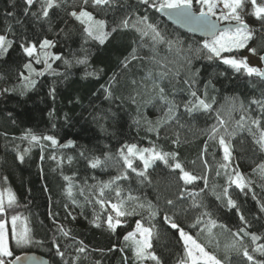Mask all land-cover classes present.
Masks as SVG:
<instances>
[{
    "label": "trees",
    "instance_id": "1",
    "mask_svg": "<svg viewBox=\"0 0 264 264\" xmlns=\"http://www.w3.org/2000/svg\"><path fill=\"white\" fill-rule=\"evenodd\" d=\"M79 6V0H66L60 8L51 11L49 21H37L30 13L25 15L23 0H0V35H6L7 39L13 41L8 53L0 58V190L10 187L17 196V206L9 210L8 218L13 214L26 218L33 240L40 241L26 246V252L12 243L10 246L14 255L37 254L46 258L49 264H134L132 251L125 246L123 237L135 228V222L139 220L145 227L155 225L158 236L153 240L152 250L161 264H177L183 255V247L178 234L164 223V216L168 215L204 244L209 252L223 260L225 245L235 239L231 232L243 225L236 209H227L213 195V186L217 193L227 186L224 170L221 169V174L216 175L217 166L222 162V150L218 143L209 141L208 151L203 153V158L202 152L208 140L206 131L216 123V111L219 110L227 118L233 100L237 105L242 101L247 112L231 113L229 130L236 131L232 139V165L238 167L252 183L251 191L246 189L241 193L232 185L229 192L250 225L247 231L264 236V213L260 212L257 203H264V179H261L258 170L253 171L257 165L264 163V153L258 151L246 128H237L235 124L242 114L254 118L264 117L259 107L251 104L253 99H264V83L258 78L235 72L219 60L209 61L206 58H194L191 71L187 66L183 67L175 80L171 76L160 79L158 73L167 69H162L154 62L151 48L141 41L139 34L132 28L112 33L104 45L92 40L85 43L82 26L68 15L70 11L78 10ZM88 6L86 8L97 19L107 22L106 31L109 32L125 17L135 21L147 15L149 22L158 26L168 39L182 41L184 49L189 45L193 48L202 47L205 41L174 27L154 8L140 4L138 0H116L106 12ZM39 7L37 3L31 12H38ZM198 8L195 6L196 11ZM245 19L256 30L249 46L256 43L261 56L264 53V30L253 17L246 15ZM43 39L53 41L55 47L50 51L62 57L52 63V69L60 75H50L42 63L33 62V68L45 74L32 75L36 86L21 95L25 82L21 80V74L29 76L23 65L30 58L23 54L19 45L28 42L36 44L38 48ZM134 48L138 58L132 60ZM184 54L178 55L175 50L169 52L167 46L161 45L155 57L167 64V68H175L183 63L181 57ZM85 56L86 65L75 63L77 58ZM126 57L130 60L127 68L123 66ZM235 57L239 58V54L236 53ZM65 59L71 64L66 65ZM86 72L93 75H86ZM149 72L152 78L146 79ZM197 72L195 88L198 95L205 98L206 90L207 99L211 101L214 97L216 102L210 113L195 112L189 115L184 104L191 97L188 85L183 80ZM153 80L165 89L168 99L178 105L175 109L178 121L173 119L158 133L147 130L148 121L154 125L163 117L167 106L159 100L158 89L152 87ZM53 88L54 96L49 95ZM105 88H110L111 98L106 99ZM131 97H135V103ZM27 130L39 136H53L61 145L72 141L74 146L53 149L50 142L41 141L44 145V159L41 160V147L30 146L27 141L20 139ZM177 136L180 140L178 145L173 143ZM125 144H136L140 148L155 146L163 152H176L177 159L187 171L201 177L207 174L208 187H205L203 179L185 186L179 180V170L172 171L160 161L148 169V180H143L129 170L128 179L117 182L123 189V195L130 193L139 197L142 203L150 202L157 211L155 219H151L147 211L137 209L140 214L123 218L125 223L117 228L115 234L107 230L106 224L100 228L93 226L91 221L94 213L99 211V206L95 205L94 200L89 203L85 197L91 199L101 182L109 181L123 170L117 153ZM29 147L30 151L21 163L16 158L17 154ZM81 152H84V156L80 155ZM105 153L113 157L107 167H89V159H103ZM52 155L63 157L62 165L57 166L56 161L49 158ZM68 156L73 157L71 164L67 162ZM204 161H207L208 169H205ZM134 164L142 168L138 160ZM63 176L72 178L74 187L71 199L67 196L68 182ZM81 188L84 189V195L80 194ZM182 188L185 189L183 199L180 198ZM190 192H200L196 199L204 207H192V197L188 195ZM253 195L256 200L252 198ZM107 196L115 199L114 192H108ZM73 199L76 203H73ZM168 200H172L173 204L169 205ZM133 206L130 202L129 207ZM205 211L211 214L218 225L223 224L228 230L216 227L213 229L215 238L210 239L200 232L206 226L208 216H203V222L195 228L191 227ZM61 227L69 232L67 237L58 230ZM243 242L251 250L250 238L245 237ZM258 243H264V240ZM81 246L86 248L84 253L77 251ZM57 247L64 253L63 258L57 254ZM228 255L231 264H247L234 251ZM253 255L264 259L258 254ZM146 264L154 262L148 261ZM225 264H229V261L225 260Z\"/></svg>",
    "mask_w": 264,
    "mask_h": 264
},
{
    "label": "snow or ice",
    "instance_id": "2",
    "mask_svg": "<svg viewBox=\"0 0 264 264\" xmlns=\"http://www.w3.org/2000/svg\"><path fill=\"white\" fill-rule=\"evenodd\" d=\"M26 5L24 9L25 15L29 13L37 21H49L50 13L53 9L60 8L62 4L66 3V0H23ZM116 0H82L78 10H72L68 13L75 21L82 26V31L85 38V43L88 40L98 42L100 45H104L108 40L109 36L117 32L118 30H125L132 28L140 36L141 41L145 42L154 53L153 60L162 69L166 68V71H160L158 76L160 79H165L171 76L172 79H176L181 74V69L185 66L191 71V64L193 59L206 58L209 61L219 60L224 65L230 67L237 73H243L244 75L252 78H258L261 83H264V68L250 66L247 58H237L235 56H226L225 53H233L241 49L247 48L249 42L254 37V30L246 22V15L253 17L261 25V30H264V0H138L140 4L147 5L150 8H154L157 12H166V14L175 19L179 23L187 25L191 30H199L204 34L208 35L210 39H206L203 42L202 47L193 48L191 45L187 49L183 48V42L179 39L171 40L168 39L163 32L156 26L149 22L147 15L139 17L135 21H130L129 18L125 17L118 24H115L111 31H106L108 27L107 22L103 19H97L92 12L86 9V6L91 5L93 8L98 9L102 12H106L111 9ZM39 4L38 12H31L34 5ZM250 5V9L248 8ZM195 6H199L198 11L195 10ZM13 15V13H8ZM13 41L7 39L6 35H0V58L6 55L9 49L12 47ZM167 46L169 52L175 50L177 54L186 53L182 55L183 63L175 68H167V64L161 63L160 60L156 59L155 54L157 53L158 46ZM143 46V45H142ZM19 47L22 49L23 54L30 58L28 63H25L23 67L28 71L29 76L21 74V80L26 81L22 85L21 95H24L27 91H30L36 86V81L32 79V75L43 76L45 72L36 71L33 68V62L36 64H43L44 68L48 70L50 75H60L52 69V63L57 60H61L60 55H56L50 51L55 44L53 41L43 39L39 42L38 48L36 44L22 42ZM249 52L256 54V48H248ZM138 56L136 55V49L134 48L131 54V59L135 60ZM261 63H264V55L260 56ZM66 65H70L71 61L64 60ZM75 63L86 65L87 56L83 58H77ZM130 60L126 57L123 62L125 68L128 67ZM168 63L175 64V61H168ZM197 73H192L190 76L183 80L185 85H188V92L191 99L184 104L185 111L192 115L195 112L210 113L213 111V105L216 102L213 97L211 101L207 99V91L205 90L204 97L198 95L195 88ZM86 75H93V73H87ZM152 78V73L149 72L146 79ZM115 81V77L112 78ZM135 84V81H133ZM152 87L158 89V98L161 103L167 106V110L164 112L163 117L158 119L153 125L151 121H148L149 132H159V130L168 124L173 119L178 121V117L175 114V109L178 105L175 101H170L165 95V89L160 86L155 80H153ZM207 89V85L205 86ZM8 91V89H5ZM107 93L106 99L111 98L110 88H105ZM55 89L50 90L49 95L54 96ZM264 96V93H262ZM133 103H135V97H131ZM251 104H255L259 107L262 113H264V99H253ZM234 111H241L246 113L247 109L241 101L238 105L235 100L227 113V118L221 114L219 110L216 111V123L211 125L207 129L206 134L208 140L205 141V147L202 152L208 151L209 141L216 142L219 148L222 150V162L217 166L216 175L221 174L220 170H224V174L227 177V186L223 187L222 191L215 192V186H213V195L216 199L221 202L227 209H236L237 215L242 223L237 231L231 232L232 237L235 239L225 245V258L220 259L215 253L209 252L206 246L199 242V240L184 230L172 217L168 215L164 216V223H166L171 229H173L179 237V241L183 247V255L179 258L177 264H225V260L231 264L229 252H235L238 257H241L247 264H264V259H258L256 255L264 257V243H258L264 240V236L258 235L254 232L247 231L250 227L246 217L242 214L240 207L236 200L232 198L229 192V188L234 185L235 188L239 189L241 193H244L247 189L251 191V183L239 170L238 167H233V145L232 139L236 135L235 129L229 130V123L232 119L231 113ZM51 116L52 113H49ZM139 123V121H134ZM236 127L245 129L253 139V143L260 153H264V117H252L242 114L238 121H235ZM55 127V125H53ZM21 140H25L30 146L39 145L41 147V160L44 159L43 149L44 145L41 141L50 142V146L53 149L58 148H71L73 142L68 141L66 144H59L57 139L50 135L39 136L34 134L31 130H27L25 134L20 137ZM175 144H179L180 140L173 141ZM29 148H25L23 153L17 154V160L23 163L25 156L28 155ZM84 156V152L80 153ZM118 160L122 161L123 170L118 173L115 177L106 182H101L100 186H92L96 188V195L92 196L91 199L85 197L89 203L94 200L95 205L99 206V211L94 213V219L91 221L93 226L100 228L106 224L107 230L113 234L116 233L118 227H122L125 223L123 218L139 215L137 209L145 210L151 219H155L157 211L153 205L149 202L147 204L140 202L139 197L133 196L130 193L127 196L123 195V189L118 185V181L128 179L127 172L130 170L135 173L136 176L148 180V169L152 168L153 165L160 161L166 167L172 171L179 170V180L183 182L185 186L194 184L195 181L203 179L205 187H208L207 174L204 176H197L194 173L187 171L181 162L177 159L178 154L176 152H163L158 150L155 146L150 148H140L136 144H125L117 153ZM55 160L57 166L62 165L64 158H58L56 155L49 157ZM113 157L105 153L103 159L100 157H93L88 160V165L92 169L107 167V164ZM73 157L68 156L67 162L72 163ZM139 161L143 165L140 168L134 164V161ZM205 169L209 168L207 161H204ZM259 172L261 179H264V163L257 165L254 172ZM63 179L68 182L66 189L67 196L71 199L73 197V183L72 178L69 176H63ZM7 183V177L4 178ZM92 188L89 191H92ZM203 189H201V192ZM108 192L115 193V199H110L107 196ZM185 189H181L180 198H184ZM80 194L84 195V189H80ZM189 196L192 197V207L202 208L204 205L197 201V197L200 192H190ZM256 200V196L252 197ZM134 204L133 207H129V203ZM17 196L10 187H5L0 190V264H21V260L29 261L28 257H20L14 255V251L11 248V244L14 243L18 248H24L33 243H40V241H34L31 229L27 224V219L18 215L13 214L8 218L9 210L14 209L17 206ZM73 203L76 201L73 199ZM169 205L173 204L172 200H168ZM259 204L260 212L264 213V203L257 201ZM110 209V211H109ZM114 214V215H113ZM106 216V219L104 217ZM208 216L209 219L206 222V226L200 229V232L205 233L210 239L215 238L213 229L216 227L225 229V225L217 224V221L211 218V214L208 212L201 213L197 217L196 222L191 225L195 228L197 224L202 223V217ZM10 225V227H9ZM62 235L67 237L68 231H65L62 227L58 229ZM242 234V235H241ZM199 235V233H198ZM158 233L156 232L155 225L145 227L139 220L135 222V228L132 231L127 232L123 237L125 246L130 247L134 264H146L151 261L154 264H161L159 257L152 250L153 240L157 238ZM245 237L250 238L251 250L243 240ZM55 246V241L53 242ZM217 247L219 245L217 244ZM123 249H121L122 251ZM78 252L84 253L86 248L81 246L77 249ZM57 254L63 258L64 253L57 247ZM11 258V259H9ZM31 264V262H30Z\"/></svg>",
    "mask_w": 264,
    "mask_h": 264
},
{
    "label": "water",
    "instance_id": "3",
    "mask_svg": "<svg viewBox=\"0 0 264 264\" xmlns=\"http://www.w3.org/2000/svg\"><path fill=\"white\" fill-rule=\"evenodd\" d=\"M159 14L168 22L170 23L171 25H173L174 27L178 28L179 30L189 34V35H192L194 37H197V38H200V39H203V40H206V39H210V37L206 34H204L203 32L199 31V30H196V31H193L191 30L187 25L183 24V23H179L177 22L175 19L173 18H170L166 12H159ZM261 55H264L261 54ZM261 68H264V63H261ZM22 258L24 257H28L30 258V262L31 264H49L48 260L40 255H37V254H33V253H22L20 255H18ZM29 261H25V260H21V264H30Z\"/></svg>",
    "mask_w": 264,
    "mask_h": 264
},
{
    "label": "rangeland",
    "instance_id": "4",
    "mask_svg": "<svg viewBox=\"0 0 264 264\" xmlns=\"http://www.w3.org/2000/svg\"><path fill=\"white\" fill-rule=\"evenodd\" d=\"M79 2H80V5H81L82 0H79ZM248 48H256L258 50V45L255 43L253 46H249L248 45L247 48L241 49V50L233 52V53H225V54H228L229 56H235V54L238 53L239 54V58H247V61H248L250 66L261 67L260 54L258 53V51L256 52V54H252L251 52H249ZM24 83H26V81L23 82V84ZM142 167H143V165H142ZM109 211H110V209H109ZM9 227H10V225H9ZM25 248L26 247L20 248V249H21L22 252H26L27 250Z\"/></svg>",
    "mask_w": 264,
    "mask_h": 264
}]
</instances>
